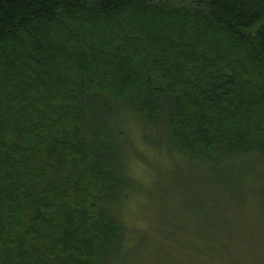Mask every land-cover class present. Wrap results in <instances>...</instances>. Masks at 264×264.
<instances>
[{
	"label": "trees",
	"instance_id": "1",
	"mask_svg": "<svg viewBox=\"0 0 264 264\" xmlns=\"http://www.w3.org/2000/svg\"><path fill=\"white\" fill-rule=\"evenodd\" d=\"M136 141L264 179V0H0V264H116Z\"/></svg>",
	"mask_w": 264,
	"mask_h": 264
},
{
	"label": "rangeland",
	"instance_id": "2",
	"mask_svg": "<svg viewBox=\"0 0 264 264\" xmlns=\"http://www.w3.org/2000/svg\"><path fill=\"white\" fill-rule=\"evenodd\" d=\"M135 144L126 146L127 161L140 186L122 210L134 238L116 264H227L219 260L220 244L230 245L227 261L264 264V179L253 173L256 166L235 162L240 172L231 176L218 165L209 177L206 165ZM208 226L215 227L206 241L212 251L202 255L192 246L205 242L195 235Z\"/></svg>",
	"mask_w": 264,
	"mask_h": 264
}]
</instances>
